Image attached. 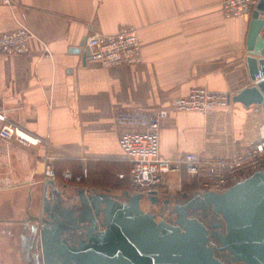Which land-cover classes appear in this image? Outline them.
Here are the masks:
<instances>
[{"label":"crops","instance_id":"0c3cea01","mask_svg":"<svg viewBox=\"0 0 264 264\" xmlns=\"http://www.w3.org/2000/svg\"><path fill=\"white\" fill-rule=\"evenodd\" d=\"M1 1L0 32L25 25L37 39L28 55L0 53V113L42 143L0 137V239L8 253L0 264H32L39 232L31 238L30 215L42 212L46 154L59 173L83 176L79 184H56L68 186L66 193L84 187L122 194L131 191L120 178L129 176L131 163L119 145V111L169 109L193 87L234 97L254 85L246 59L251 17L225 19L222 0H13L11 7ZM126 25L139 30L140 65L104 67L87 59L88 37ZM169 116L160 129V157L178 168L166 174L160 192L170 194L181 180L179 193L198 191L184 155H237L264 123L263 112L239 102Z\"/></svg>","mask_w":264,"mask_h":264},{"label":"water","instance_id":"95a60500","mask_svg":"<svg viewBox=\"0 0 264 264\" xmlns=\"http://www.w3.org/2000/svg\"><path fill=\"white\" fill-rule=\"evenodd\" d=\"M250 19L246 59L254 85L230 97L229 104L239 102L264 113V0ZM67 188L45 183L42 212L30 215L44 264H228L216 251L226 252L232 263L264 264V169L224 192L171 194L174 207L168 214L177 215L174 224L158 212L157 192L114 194L74 187L66 193ZM143 202L156 207L145 209ZM196 211L221 216L223 223L212 227L225 233H213L190 216ZM75 233L78 244L66 238ZM211 238L218 247L211 246Z\"/></svg>","mask_w":264,"mask_h":264},{"label":"built area","instance_id":"2783aa9c","mask_svg":"<svg viewBox=\"0 0 264 264\" xmlns=\"http://www.w3.org/2000/svg\"><path fill=\"white\" fill-rule=\"evenodd\" d=\"M4 5L13 6V0H2ZM259 0H222L225 19L250 18ZM37 39L25 25L12 31L0 32V53L5 55H28L31 42ZM87 59L98 61L104 67H123L140 65L143 62V46L139 30L134 25L122 27L114 35L94 34L87 38ZM48 51V47L46 46ZM257 78H260L257 76ZM230 96L207 89L193 87L183 97L174 99L170 108L158 111L121 110L116 119L120 129L119 145L131 163L129 176L120 174L127 180L129 189L136 194L159 193L165 185L166 174L178 168L163 161L160 155V129L162 122L169 118L170 112L208 113L226 108ZM3 126L0 137L17 140L24 145H39L42 140L26 134L18 125L10 122L0 113ZM263 130V132H262ZM260 137L243 152L234 156H210L203 153H188L182 160L188 174L196 179L199 192H224L254 173L264 169V125ZM83 176L71 170L58 172L54 158L46 154L44 182L81 183ZM168 181L170 190H175ZM183 181H179L176 192H182ZM40 241V235L38 234ZM41 246V245H40ZM41 248V247H40ZM42 252V251H41ZM37 252H35L36 256Z\"/></svg>","mask_w":264,"mask_h":264},{"label":"flooded vegetation","instance_id":"af4514ba","mask_svg":"<svg viewBox=\"0 0 264 264\" xmlns=\"http://www.w3.org/2000/svg\"><path fill=\"white\" fill-rule=\"evenodd\" d=\"M177 194L179 193H174L173 195L176 196ZM171 194L169 192H163V193H158L156 196H155V199L158 200V204H159V209H158V212L163 215L166 219V221H168L169 223H172L174 224L177 220V215L175 214H168V210H171L173 209L174 207V200L171 199L170 196ZM170 200V201H169ZM66 205V203H65ZM73 204H69V205H66L68 208H70L69 206H72ZM142 207L145 208V209H153L154 207V204L152 202H144V203H141ZM208 214V213H207ZM190 216L192 217H195V218H198L199 220H201V222H203L209 229L211 232L213 233H216V232H220V233H225V230L224 228H220V227H216V228H213L212 225L213 224H219V223H223V219L221 218V216H218V215H214L212 214V212L210 213V216H206L205 213L203 212H190ZM31 230V229H30ZM32 236V234H31ZM70 242H76L77 241V244H78V240L80 239V236L79 234H73V236H70L67 237ZM210 244L212 247H218L219 246V243L217 242V240H215L214 238H211L210 239ZM37 246V254L36 256H34L35 254H33V257L31 255V262L32 264H44V260H43V256H42V249L40 248V242L38 240V244L36 245ZM34 247V243H32L30 245V251L32 252V249ZM40 251V252H39ZM216 256L228 263V264H241L240 263H232L230 259H227V255H226V252H221V251H216Z\"/></svg>","mask_w":264,"mask_h":264},{"label":"rangeland","instance_id":"374dc122","mask_svg":"<svg viewBox=\"0 0 264 264\" xmlns=\"http://www.w3.org/2000/svg\"><path fill=\"white\" fill-rule=\"evenodd\" d=\"M71 184H75V183H71ZM79 184V183H77ZM144 203V202H143ZM8 256V253H6V250L4 248V245L1 244V239H0V257L1 256ZM4 260V259H3Z\"/></svg>","mask_w":264,"mask_h":264},{"label":"bare ground","instance_id":"6f19581e","mask_svg":"<svg viewBox=\"0 0 264 264\" xmlns=\"http://www.w3.org/2000/svg\"><path fill=\"white\" fill-rule=\"evenodd\" d=\"M263 125H264V123L262 124V127H263ZM162 126V125H161ZM262 127H261V130H262ZM262 132H263V130H262ZM261 133V132H260ZM35 246H36V244H35ZM36 251V250H35ZM38 252V251H37ZM40 252V251H39ZM35 256V255H34Z\"/></svg>","mask_w":264,"mask_h":264},{"label":"trees","instance_id":"16d2710c","mask_svg":"<svg viewBox=\"0 0 264 264\" xmlns=\"http://www.w3.org/2000/svg\"><path fill=\"white\" fill-rule=\"evenodd\" d=\"M57 170H58V168H57ZM60 171V170H59ZM198 190V189H197ZM197 192H199V190L197 191Z\"/></svg>","mask_w":264,"mask_h":264}]
</instances>
